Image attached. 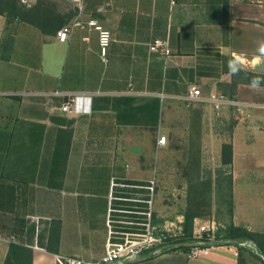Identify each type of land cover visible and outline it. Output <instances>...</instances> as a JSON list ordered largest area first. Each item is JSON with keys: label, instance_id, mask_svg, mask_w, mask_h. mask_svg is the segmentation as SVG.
<instances>
[{"label": "crops", "instance_id": "obj_1", "mask_svg": "<svg viewBox=\"0 0 264 264\" xmlns=\"http://www.w3.org/2000/svg\"><path fill=\"white\" fill-rule=\"evenodd\" d=\"M51 1L63 2L54 3L59 14L75 11L70 0ZM81 20L108 33L104 57L93 28L60 42L0 16V264L98 260L108 210L114 231H137L117 222L143 220L144 187L169 152L184 201L201 170L214 173L211 161L223 167V145L232 149L230 221L264 237V87L234 85L228 69L239 55L244 70L264 75V0H84ZM157 39L170 56L150 51ZM192 87L200 100H187ZM214 94L242 114L227 104L216 111ZM67 95L90 97L89 112H61ZM134 264L239 263L237 247L223 245L190 259L180 250L144 254Z\"/></svg>", "mask_w": 264, "mask_h": 264}, {"label": "built area", "instance_id": "obj_2", "mask_svg": "<svg viewBox=\"0 0 264 264\" xmlns=\"http://www.w3.org/2000/svg\"><path fill=\"white\" fill-rule=\"evenodd\" d=\"M23 4H27V1L22 0ZM71 5L75 9L76 16L68 24L63 26L57 33L56 39L60 42H67L70 34L76 28L83 29L85 27H90L96 30L99 33V42L101 47V55L104 57L105 50L109 45L110 38L107 32L102 30L101 27L97 26L94 21H89L84 23L81 20L84 10V0H70ZM150 51L153 53H159L163 56H170V50L168 43L163 40H154L150 44ZM67 101L61 106L60 111L67 114H84L89 112V101L90 97L88 96H78V95H67ZM188 101H197L200 100V93L198 89L192 87L189 90ZM214 109L219 111L222 105L227 104L238 109L239 115L242 114L238 104L234 101L227 100L223 95L214 94L211 95L208 99ZM158 145L166 144V137H159L157 141ZM155 181L151 180L147 187H144L145 190L149 192L150 198L146 201L148 208L145 212H142L144 216L141 222L128 223V222H117L118 224H125L137 227V231L123 232V231H114L112 229V223L114 222L111 219V215L115 210L109 209L107 214L106 227L108 229V239L105 244L104 254L101 258L96 261H84L81 259L66 257L58 255L55 257L56 264H134L136 263L141 256L146 254L148 257L159 256L163 253H166L171 248H176L178 245L169 243L168 235H165L162 231H157V228L153 224V207H154V195H155ZM113 187H129L125 184L112 183ZM114 199V198H113ZM122 200V199H120ZM137 202V200H134ZM120 212V211H117ZM215 224H205L199 225L197 227L195 222V229L193 232V244L188 253V258H196L199 255H206L208 251L214 246H225L223 242H217L214 238L215 233ZM204 236L208 239H204ZM176 238V237H173ZM238 245L241 248L250 250L255 255H259L264 261V257L259 254L254 244L251 242H242ZM176 251V250H175ZM168 253V252H167Z\"/></svg>", "mask_w": 264, "mask_h": 264}, {"label": "trees", "instance_id": "obj_3", "mask_svg": "<svg viewBox=\"0 0 264 264\" xmlns=\"http://www.w3.org/2000/svg\"><path fill=\"white\" fill-rule=\"evenodd\" d=\"M75 11L71 9L66 14H59L56 11V6L48 0H36V2L27 8L20 3V0H0V16L5 19V26H9L12 22L18 21L20 24L28 25L38 30L42 35L46 37H55L57 31L65 25H68L73 17ZM254 76L264 78V75L254 74L252 72L241 70L238 75H232L234 85L238 82L250 86V81ZM264 87V84L261 85ZM221 164L223 167L217 169V179L212 183L211 171H207V180L204 178L197 183H189L187 185L186 195V210L183 212L184 225L183 233L180 237L169 241V243L177 244L176 248H171L167 252H173L180 250L185 254L188 259V253L193 244V225L195 219H204L211 214V204L206 208L201 206L203 200H211L209 196L214 190H219V184L222 183L221 190L224 191L225 182V166L232 164V149L231 146L223 145L221 150ZM215 172V171H214ZM226 192L229 197V215L232 216V182L231 177L226 175ZM130 185H141L139 182H128ZM208 194L204 196V193ZM205 200V201H206ZM189 201V204L188 202ZM155 218V215H154ZM156 221V220H155ZM216 240L225 243V245H231L236 242L237 244L242 242H251L255 245L257 251L264 257V237L261 234L253 233L245 228L236 227L232 222L226 225L223 230H219L216 236ZM238 250V263L246 264L250 259L254 258L258 261V264H264V261L259 255H255L250 250L241 248L238 245H234ZM5 264H8L7 262ZM252 264V262H251Z\"/></svg>", "mask_w": 264, "mask_h": 264}, {"label": "rangeland", "instance_id": "obj_4", "mask_svg": "<svg viewBox=\"0 0 264 264\" xmlns=\"http://www.w3.org/2000/svg\"><path fill=\"white\" fill-rule=\"evenodd\" d=\"M51 3H63L62 1L54 2L48 0ZM21 3V2H20ZM179 154L177 153V156ZM167 165L165 167H160L163 162L159 161V153H154L155 164L160 168L155 169V174H152V179L155 181V195H154V213H153V224L157 228V231H162L165 235H168L167 241H172L178 237H180L183 233V225H184V217L183 212L186 210V202L185 200H181L182 196V188L179 184V175H180V167L176 166V153L171 151L167 154ZM218 165L211 161V164L208 166L213 169L215 172L211 174V178L216 180L217 174L216 168L212 166ZM205 170V169H204ZM201 170L202 179L207 180V172ZM226 172L227 168H225V182H224V191L221 190L222 183L219 184V190L212 192L209 196L211 200H203L201 202V206L206 208L208 204H211V214L209 217H204V219H195L193 225V232L195 229V222L197 227L199 225L205 224H215V233L214 238L216 240V236L218 231L223 230L230 221L229 215V195L226 192ZM151 179V180H152ZM178 180V181H177ZM187 186V185H186ZM207 195V192L204 193V196ZM189 204V201H187ZM155 215V218H154ZM156 220V221H155ZM201 220V221H197ZM176 237V238H173ZM204 239H208V237L204 236ZM220 242L216 240V243ZM252 264H258V261L254 258L251 259Z\"/></svg>", "mask_w": 264, "mask_h": 264}, {"label": "clouds", "instance_id": "obj_5", "mask_svg": "<svg viewBox=\"0 0 264 264\" xmlns=\"http://www.w3.org/2000/svg\"><path fill=\"white\" fill-rule=\"evenodd\" d=\"M257 52L259 56H264V39L257 41ZM229 73L232 75H238L243 69L242 57L237 55L234 59L228 62ZM264 84V78L254 76L250 81V87L253 89H259Z\"/></svg>", "mask_w": 264, "mask_h": 264}, {"label": "water", "instance_id": "obj_6", "mask_svg": "<svg viewBox=\"0 0 264 264\" xmlns=\"http://www.w3.org/2000/svg\"><path fill=\"white\" fill-rule=\"evenodd\" d=\"M233 244H236V242H233Z\"/></svg>", "mask_w": 264, "mask_h": 264}]
</instances>
